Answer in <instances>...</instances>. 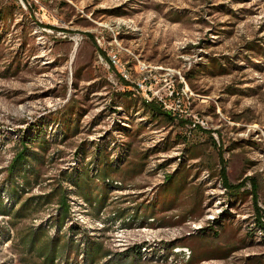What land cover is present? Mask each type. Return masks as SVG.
Instances as JSON below:
<instances>
[{"label":"rangeland","instance_id":"obj_1","mask_svg":"<svg viewBox=\"0 0 264 264\" xmlns=\"http://www.w3.org/2000/svg\"><path fill=\"white\" fill-rule=\"evenodd\" d=\"M88 173L98 211L76 192ZM26 178L22 201L70 189L69 264L89 239L100 264H264V0H0V264H26L17 229L57 233L56 198L13 227Z\"/></svg>","mask_w":264,"mask_h":264},{"label":"trees","instance_id":"obj_2","mask_svg":"<svg viewBox=\"0 0 264 264\" xmlns=\"http://www.w3.org/2000/svg\"><path fill=\"white\" fill-rule=\"evenodd\" d=\"M215 59H212L211 62L214 63ZM145 104L150 109V111L155 116H162L163 118H166L169 121H174L176 117H179L177 114H173L172 111H169L165 108V106L161 103H159L156 100L152 101H146ZM182 123H187L188 121L181 120ZM195 126H198L195 124ZM36 138H33L31 136H25L20 137V143L22 146V149L16 154L14 157V160L11 164V170L12 172H15V170L18 168V166H23L24 162H26L28 158V152L30 151V146L33 144V141ZM45 141V140H44ZM46 142V141H45ZM216 144V143H215ZM220 153V177L223 185L227 188L228 191L232 192H240L241 189L246 185V182L248 179H245L241 181L238 184H232L229 181L228 175H227V164L226 160L223 157V151L222 149L219 150ZM99 164H103V168L109 172L112 168H115L114 164L111 161H107V159H100ZM35 180L38 178V174L34 173ZM104 176V170H101L100 175ZM105 177V176H104ZM175 176L169 177L171 179L170 184L168 183L167 186L169 188H176L179 189L182 188L181 186H175V181L173 179ZM251 179V178H250ZM253 179V178H252ZM251 179V180H252ZM93 181L92 177H90L89 173L87 177L85 178V184H81L82 182L80 179H78V182L76 183L79 187V194L88 201V203L91 205V208L93 210H100V205L104 202L105 196L100 199V197H94L93 191L90 189V184ZM23 186L25 189L22 192H19V190L14 189L13 190V196L15 197V209L14 207L8 211L10 214L11 223L13 227H18L19 222H21L20 219L27 218L32 216V214L37 213L39 209L46 203H51L55 200L59 205L60 212L58 216L56 217L55 222L50 220V229L52 226L57 227V233L55 236L49 234L48 228H45L44 226L35 228H27V229H17V238H18V247L19 252L21 254V260H23L26 264H69V259L72 254L79 255V253L82 251V243L78 241L75 237V231H73L75 228L71 227L69 233H62V228L65 226L66 220L71 215V204H70V196L71 193L70 189L67 187L59 184L57 185L50 195L47 197H30L26 199L25 201H22L23 194L30 190L32 187V181L28 178H26L25 181H23ZM252 196L255 202L256 207V224L260 226L264 230V211L261 207L258 205V184L255 182H252ZM176 193V192H175ZM42 199H45V202L42 201ZM96 205H98L96 207ZM87 245L86 247V253H87V264H100L101 261L109 256L108 251L104 249V244L98 240H86L84 241ZM83 242V243H84ZM75 252V253H74ZM195 256H193V260H195Z\"/></svg>","mask_w":264,"mask_h":264},{"label":"built area","instance_id":"obj_3","mask_svg":"<svg viewBox=\"0 0 264 264\" xmlns=\"http://www.w3.org/2000/svg\"><path fill=\"white\" fill-rule=\"evenodd\" d=\"M184 252L188 255V257H190V251L188 249H184Z\"/></svg>","mask_w":264,"mask_h":264}]
</instances>
